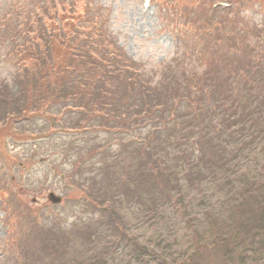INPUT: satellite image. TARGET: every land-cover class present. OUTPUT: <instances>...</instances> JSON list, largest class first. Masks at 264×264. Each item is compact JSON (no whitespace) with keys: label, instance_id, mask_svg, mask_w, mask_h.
<instances>
[{"label":"rangeland","instance_id":"rangeland-1","mask_svg":"<svg viewBox=\"0 0 264 264\" xmlns=\"http://www.w3.org/2000/svg\"><path fill=\"white\" fill-rule=\"evenodd\" d=\"M94 1L93 3L89 0H0V21L5 15L14 16L15 12L9 11V6L13 2L14 5H18L19 10L30 6L33 8V12L30 13L32 20L27 18L25 21L31 26L30 34L35 37L34 40H38L40 23L36 21L37 15L43 17L45 34L52 36L51 33L54 31H67L69 28L67 24L73 19L72 15L82 13L83 8H87L86 15L89 17L102 14L100 20L106 22V25L108 20V31L114 35L112 41H118L132 61L141 65L143 74L146 73V77H149L147 79H150L149 85L152 87L155 81L165 79L167 74L173 75L176 71L186 75L188 71L200 74L208 65L209 51L211 54L218 52L216 56H223L222 61L215 62L216 66L212 64L222 72H228L230 69V66H227L229 56L238 55L247 56L244 66L253 70L264 52L263 47L260 53L251 51L250 44L244 49L246 43L244 45L242 43L243 37L249 39L250 36V41L255 42L258 39L256 43L262 46L264 0ZM70 2L76 5L75 9ZM34 12L36 14H33ZM8 23L11 27L16 22L12 18ZM45 26L43 25L44 28ZM86 26L87 23L83 25ZM176 30H180L181 34L187 33L183 34V41L177 40ZM258 30L260 36L256 37L254 34ZM208 47L213 48L203 50ZM3 55L4 60L2 59L0 63V81L5 79V85L0 86V264H92V258L98 252L104 253V257L110 259L116 257L118 264H161L165 257V247L171 242L170 251L180 253L179 258L185 257V252L190 250L192 240L196 238L192 228L205 234L208 232V236L225 231L223 224L210 228L213 221L218 223L221 221L219 216L227 215L228 203L236 199L233 196L235 194L230 192V186L225 188L221 185L222 179L219 177L221 171L215 175L208 173L192 175L191 172L184 173L182 170L171 181L180 182L177 190L172 191V200L176 207L164 203L157 205L154 212H145L143 206L130 208L127 205L129 203H124L123 211L120 210L124 215L129 235L135 236L141 244L150 245L152 248L154 240L163 237V246L148 251L152 255L146 254L141 260H132L128 253L129 247H126L125 251L120 248L112 249L106 241L95 239L100 229L97 231L94 227H88L95 219L91 221L92 212L85 211L82 206L89 205L91 199L99 201L103 193L101 190L98 196L96 191L94 193L90 191L87 184L81 185L86 173H81L84 176L81 175L83 181H80L76 173L79 171L82 157L78 155L85 157L84 166L91 167L87 165L92 163L100 166L106 159L102 153L109 148L113 150L117 148V151L113 153L111 151V156L107 160L117 155L120 160L109 164L106 169L107 174L114 177L113 182L117 184L116 178L124 172V168H120V162L124 160L117 154L123 147L118 145L120 139L112 136V133L106 134L105 130L116 129L128 134L126 130L118 129L123 127H116L120 123L121 115L113 117L105 114L103 112L105 109L96 104L87 106V102L94 101V92H91L84 94L78 103H72L70 108L74 110L68 108V111H63V116L48 117L43 113L33 119V122L37 123L36 128L27 124L21 125L19 122H28L34 116L30 113L31 103L44 100V94L26 93L23 99L17 91L14 78L11 77V70L14 69L13 54L9 49H1L0 56ZM30 75L31 73L25 79L27 83L31 80ZM224 75L226 74L223 73ZM210 80L211 76L204 83H200V79L190 76L189 83L184 84L185 90L194 91L195 88H199L200 93L210 102L213 100L211 94L214 93L211 86L215 84L211 85ZM262 86L255 84L249 92L254 93L257 87L260 89ZM9 97L13 98V102L11 106H6ZM194 97L193 95L183 99L178 96L182 100L181 111L188 110L186 108L188 100L196 101ZM46 103H49V100ZM9 116L12 119H4ZM43 120L48 121L41 127ZM77 120L80 128L72 126ZM10 121L14 122L10 125ZM217 121L216 118L212 119V127ZM192 122L197 133L199 126L194 125L197 122L195 114ZM139 125L133 127L135 139L140 137L136 139L139 142L150 140V135L147 136L148 127L144 122ZM161 126H168V123ZM126 138H129V134ZM195 139H198L196 134ZM124 142L127 144L128 141ZM199 145L198 140L195 142L191 140L186 145L191 163L193 159H198ZM235 148L234 145H228L226 154ZM240 159L234 179L241 180L248 176L251 180H264L262 176L264 139H259L253 145V149L248 148ZM125 160L127 161L124 163L128 164L131 158L127 156ZM105 177L108 178L106 174ZM98 187L100 185H97ZM50 193L60 196L61 202H51ZM122 195L118 194V200ZM98 216L95 215L93 218ZM85 217L90 222L85 223L83 221ZM187 223H191L192 228L187 226ZM58 227L63 228L61 233L51 230ZM118 238L123 244L126 242L125 239L122 240V234H119ZM150 256L154 258V262L149 259ZM255 259L256 262L249 264H258L259 259Z\"/></svg>","mask_w":264,"mask_h":264},{"label":"trees","instance_id":"trees-1","mask_svg":"<svg viewBox=\"0 0 264 264\" xmlns=\"http://www.w3.org/2000/svg\"><path fill=\"white\" fill-rule=\"evenodd\" d=\"M70 4L75 9L76 5L71 2ZM18 10V5L13 2L9 11H14V16H2L4 18L0 21V50L9 49L13 54L14 69L11 70V77L17 84L19 95L24 99L26 93L39 92L43 93L45 98L40 102L31 103L30 113L34 116L30 121L19 123L36 128L37 123L33 122V119L38 115L45 113L43 115L48 117L63 116V111H68L72 103H78L84 94L94 92V101L87 102V106L96 104L105 109V114L113 117L121 115L120 123L116 127H123L118 129L126 130L129 134L127 139L128 134L119 130H105L106 134L112 133V136L121 140L118 145L123 148L117 154H120L124 161H127V156L131 158L128 164L120 162V168H124V172L116 178L117 184L113 182L114 177L106 172L109 164L120 160L118 155L107 160L111 151L113 153L117 148H109L102 153L106 159L100 166L92 163L87 165L91 167H86L85 157L78 155L82 157L79 171L76 173L78 179L83 181L81 173H86L81 185L87 184L93 193L101 190L103 193L99 201L91 199L89 205H83L84 200L81 202L85 211L92 212L90 220L95 219L88 227H94L97 231L100 229L95 239L106 241L112 249L120 248L125 251L126 247H129L128 253L132 260H141L146 254L152 255L148 251L163 246V237L154 240L151 248L150 245L141 244L135 236L129 235L124 215L120 212L123 211L124 203H129L127 205L130 208L143 206L145 212H154L157 205L164 203L176 207L172 200V191L177 190L180 182L171 181L182 170L184 173L191 172L192 175H215L221 171V185L225 188L230 186V192L235 194L233 196L236 201L228 203L227 215L219 216L221 221H213L210 228L223 224L225 231L214 232L215 234L208 236V232H198L192 228L191 223H187L196 236L195 240H192L190 250L185 252V257L179 258L180 253L170 251L171 242L164 246L165 257L161 264H249L256 262L255 258L259 259L258 264H264V180H251L248 176L241 180L233 178L239 168L241 155L246 154L248 148L253 149L259 139H264V52L253 70L244 66L247 56L238 55L229 56L227 66H230V69L228 72H222L214 66L216 61H222L223 56H216L218 52L211 54L209 51L208 65L206 69L200 66L203 70L200 74L188 71L186 75L176 71L173 75L167 74L165 79L155 81L152 87L149 85L150 79H147L149 77H146V73L143 74L141 65L132 61L118 41H112L114 35L108 31V20L107 25L100 20L102 14L89 17L86 15L87 8H83L82 13L72 15L73 19L67 24L69 30L54 31L52 36L45 34L43 17L37 15L36 21L40 23L39 38L34 40L35 37L30 34L31 26L25 21L27 18L32 20L30 13L33 8L25 6ZM12 18L16 23L10 27L8 21ZM85 23L88 26L83 27ZM176 32L177 40L183 41L187 33L183 35L180 30ZM259 33L260 30L254 36H260ZM47 37L49 38L46 39ZM250 40V36L249 39L243 37V45L246 43L244 49H247L249 44L251 51L260 53L264 49V41L262 46H259L256 43L258 39L255 42ZM211 48L213 47L203 50ZM4 57L0 56V63ZM30 73L31 80L27 83L25 79ZM223 73L226 75L223 76ZM190 76L200 79V83H204L211 76V85L215 83L211 86V91L214 92L211 94L213 100L209 102L200 93L199 88L194 91L185 90L184 84L189 83ZM4 80L0 81V86L5 85ZM255 84L263 85L261 90L257 87L254 93L249 92ZM217 88L219 89L215 90ZM193 95L196 101L189 99L186 106L188 110L181 111L182 100L178 96L186 99ZM48 100L49 103L45 104ZM12 102L13 98H7L6 106H11ZM194 114L197 119L194 125L199 126L197 133L196 128L192 126ZM213 118L218 121L212 127ZM4 119L12 118L9 116ZM47 121L43 120L41 127H44ZM13 122L10 121L9 124ZM142 122L148 127L147 136L150 135V140L139 142L136 139L140 137L135 139L133 127L140 126L139 123ZM165 123H168V126L162 127ZM72 126L80 128L81 125L77 120ZM195 134L198 139H195ZM124 140L128 141L127 144ZM191 140H198L200 144L197 148L198 159H193L192 163L186 151V145ZM228 145H234L236 148L226 154ZM103 173L110 179L104 178ZM262 176L264 177V171ZM97 185L100 187L97 188ZM118 194H123L119 200ZM96 195L99 196V193ZM95 215L99 216L93 218ZM90 220L86 217L83 219L85 223ZM51 230L61 233L63 228ZM117 234H122V240H126L124 244ZM101 254L96 253L92 264H118L116 257L110 259L104 257V253ZM149 259L154 260L151 256Z\"/></svg>","mask_w":264,"mask_h":264},{"label":"water","instance_id":"water-1","mask_svg":"<svg viewBox=\"0 0 264 264\" xmlns=\"http://www.w3.org/2000/svg\"><path fill=\"white\" fill-rule=\"evenodd\" d=\"M49 199L53 202V203H60L62 198L60 196H57L54 193H50L49 195Z\"/></svg>","mask_w":264,"mask_h":264}]
</instances>
